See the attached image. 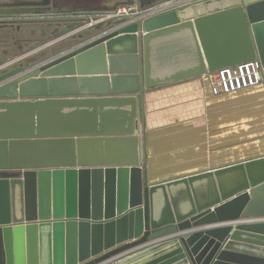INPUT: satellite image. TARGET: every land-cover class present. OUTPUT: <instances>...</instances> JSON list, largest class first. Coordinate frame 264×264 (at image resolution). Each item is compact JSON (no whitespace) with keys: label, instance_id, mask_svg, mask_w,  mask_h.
Masks as SVG:
<instances>
[{"label":"water","instance_id":"95a60500","mask_svg":"<svg viewBox=\"0 0 264 264\" xmlns=\"http://www.w3.org/2000/svg\"><path fill=\"white\" fill-rule=\"evenodd\" d=\"M15 20L0 25L26 22ZM83 26L57 27L23 55ZM103 29L0 74V264H231L260 251L264 223L236 221L264 218V157L149 185L143 106L148 90L248 61L264 77V0L89 28ZM223 222L235 226L193 231Z\"/></svg>","mask_w":264,"mask_h":264},{"label":"crops","instance_id":"0c3cea01","mask_svg":"<svg viewBox=\"0 0 264 264\" xmlns=\"http://www.w3.org/2000/svg\"><path fill=\"white\" fill-rule=\"evenodd\" d=\"M136 1L139 5L134 3ZM178 1L0 0V8L33 9L29 15L9 18L26 21L21 22V35L27 41L28 45H25L28 49L41 39L43 29L50 21L61 23L88 14L113 13L123 7L134 8L140 13L136 15L139 17L162 5L171 8ZM11 28L15 30L17 27L0 25V35L5 34L2 29L13 34ZM8 48L10 52H5ZM15 49L14 45L2 46L0 53L13 58L18 51ZM260 87L214 96L199 77H194L146 91L143 113L148 184L165 183L169 179L184 178L264 157V89ZM239 222L264 223L254 222L252 218ZM217 227L227 226L220 223L202 225L193 231ZM259 243L261 252L247 247L244 252L238 253L243 258L230 259L231 264H253L247 257H264V241ZM261 259L264 261V258Z\"/></svg>","mask_w":264,"mask_h":264},{"label":"built area","instance_id":"2783aa9c","mask_svg":"<svg viewBox=\"0 0 264 264\" xmlns=\"http://www.w3.org/2000/svg\"><path fill=\"white\" fill-rule=\"evenodd\" d=\"M200 1L204 0H179L178 3L171 8L162 5L152 9L151 12L139 15V17L136 15L140 13H138V11L134 8L123 7L113 13H101L106 16H102L99 13L91 14L87 16L84 25H89L88 28L102 24H107L113 27L114 23L117 21H126V24H130L141 18H151L153 16L168 12L175 7L179 8L189 6L191 3H197ZM25 57L26 55L22 54L18 57H13L6 60L2 65H0V74L6 71V69H8L10 66L22 61ZM199 79L204 85H207L210 88V91L214 96L229 95L264 85L263 67L258 60L240 63L213 72H207L199 76ZM253 220L254 222H264V218Z\"/></svg>","mask_w":264,"mask_h":264},{"label":"rangeland","instance_id":"374dc122","mask_svg":"<svg viewBox=\"0 0 264 264\" xmlns=\"http://www.w3.org/2000/svg\"><path fill=\"white\" fill-rule=\"evenodd\" d=\"M134 3L136 5H139V3H137V1ZM1 4H3V3H1ZM125 8H127V7H125ZM100 15L106 16L104 14H100ZM10 17L12 18V16H0V20H4V21L7 19L9 20ZM85 20H86V17L83 18L82 16H78L75 18V21H78V22H86ZM88 26H87V28L84 27V29L78 27L77 29L74 30V32H75L74 34L68 35L65 38H60V40L58 39V40H56V42L49 44L47 46L41 47L40 49L36 50L35 52H33L29 55H26V57L24 58L25 60L23 59L19 63H16V64L10 66L8 69H6V71L18 67L19 64L24 65L25 68L35 67L36 65H39V64L45 62L46 60L53 58L54 56L58 55L59 53L68 50L75 43L82 42L83 40L88 39L90 37V35H89L90 33H92V36H93V35L100 34L106 30V29H103V30L98 31V32H96L94 30L90 31ZM79 36H82V37L78 38ZM70 41H72V42L70 43ZM5 50H6L5 52H10L9 48L5 49ZM26 63H27V65H25ZM261 86L262 87H260V88L264 89V85H261ZM160 180L163 181L164 179H160ZM165 180H168V179H165ZM169 180L172 181L175 179H169ZM260 218H257V219H260ZM252 219H256V218H252ZM240 220H242V219H240ZM240 220H237L236 222H238ZM220 224H224L226 226H232L233 222H223ZM217 228H222V227H217Z\"/></svg>","mask_w":264,"mask_h":264},{"label":"flooded vegetation","instance_id":"af4514ba","mask_svg":"<svg viewBox=\"0 0 264 264\" xmlns=\"http://www.w3.org/2000/svg\"><path fill=\"white\" fill-rule=\"evenodd\" d=\"M91 14H88V15H84L82 16L83 18L86 17L87 19V16H89ZM1 21H4V20H1ZM6 21V20H5ZM86 21V20H85ZM54 22H57V21H50L47 25V27H45L43 30V34L42 36L40 37L41 39H38V41H41L45 38H48V34L49 33H53V31L57 28V27H63L64 25H67V24H71V23H77V24H84V22H78V21H75V18L73 19H69L67 21H64V22H61V23H54ZM17 28L12 29L13 30V34L10 35V32H5L6 29H2V31L5 33L4 35H0L2 37H0V47L2 48V46H8V45H14L16 46V49L15 50H18L16 51L17 55H22L23 54V51L25 49H27V46L25 44H27L26 40L22 37L21 35V26H22V23H19V24H15ZM56 25V26H54ZM9 26V25H8ZM11 27H13L12 25H10ZM46 30H49V32L47 33ZM72 41H70L71 43ZM75 42V41H74ZM28 45V44H27ZM22 51V52H21ZM0 57L1 58H6V59H9L10 57H6L4 54L0 53ZM12 58V57H11ZM25 60V59H24ZM20 65V64H19ZM18 65V66H19ZM17 68V67H16Z\"/></svg>","mask_w":264,"mask_h":264},{"label":"bare ground","instance_id":"6f19581e","mask_svg":"<svg viewBox=\"0 0 264 264\" xmlns=\"http://www.w3.org/2000/svg\"><path fill=\"white\" fill-rule=\"evenodd\" d=\"M85 27V26H84ZM84 27H82V28H84ZM125 85V82L124 81H120V82H118V87H123Z\"/></svg>","mask_w":264,"mask_h":264}]
</instances>
